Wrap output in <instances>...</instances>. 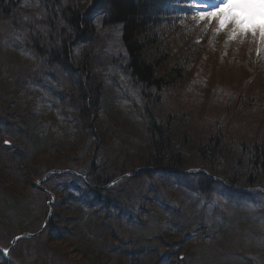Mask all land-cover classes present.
<instances>
[{"label": "rangeland", "instance_id": "374dc122", "mask_svg": "<svg viewBox=\"0 0 264 264\" xmlns=\"http://www.w3.org/2000/svg\"><path fill=\"white\" fill-rule=\"evenodd\" d=\"M211 1L213 8L221 6ZM247 2L246 9L225 3L235 16L224 13L227 22L219 31L215 17L199 20L198 11L208 7L178 10L161 22L171 61L163 70L177 65L183 75L153 91L129 83L120 30L100 26L99 18L92 23L97 31L92 82L60 69L41 76L28 34L41 33L45 39L39 44L47 46L52 37L44 27L57 0H2L0 132L7 125L17 131L0 133V164L8 160L5 141L23 158L18 165L11 160L0 175V246L10 248L8 264H264V187H256L262 194L241 195L212 182L200 190L203 178L244 182L254 165L264 173V164L253 162L254 151L264 149V0ZM72 3L91 7L90 0ZM234 17L244 20L245 31L236 29ZM77 55H71L73 61ZM112 60L125 66L122 71ZM28 72L41 79L25 83ZM96 87L105 97L98 108L92 106L90 131L77 107L92 101ZM17 121L25 133H19ZM155 123L171 153L180 154L185 169L197 175L147 166L152 153L147 135ZM94 165L95 175L106 168L101 184L87 175ZM51 170L70 172L48 179ZM103 199L108 201L95 205ZM10 230L13 236L5 238ZM23 233L29 236L17 239ZM0 264H6L2 255Z\"/></svg>", "mask_w": 264, "mask_h": 264}, {"label": "trees", "instance_id": "16d2710c", "mask_svg": "<svg viewBox=\"0 0 264 264\" xmlns=\"http://www.w3.org/2000/svg\"><path fill=\"white\" fill-rule=\"evenodd\" d=\"M94 1L98 4L103 3L105 7L104 10L106 15L103 17L101 25L106 28L111 26L118 27L120 30L119 34L121 46L125 51V56L128 59V67L130 69L129 73L126 72L129 74V83L132 86H136L141 83V86L153 91L161 90L163 87L167 88L169 85L176 84V80L180 79L183 75L182 70L179 69L177 65H174L167 70H163L164 65L171 61L166 57L167 55L169 56V54L164 49V44L162 42L163 34L160 32V24L161 22H165L166 19H164L163 15H161V9L158 3H163L164 1L166 2V0ZM57 2L58 5H55L56 13L54 15L52 14L53 16H50L52 18L49 23L45 24L46 29L44 27V33L48 36L50 34L52 37L46 39L45 42L47 43V46L45 48H41L40 44L32 42L29 44L40 55L42 54L41 56H47V63L69 68L73 64L71 58V55L73 56V52L69 45L77 40L78 44H82V52L77 59L78 64L81 66V74H84L85 81L91 83V72L94 74L92 71V64L90 63L91 58L93 59L91 53L93 54V51H95L93 50V47L96 46L97 31L95 27H93L92 22L89 21L90 17L86 14L83 7L79 8L78 6H75V4L72 3V0H57ZM0 3H2V0H0ZM60 21L63 27L61 29L59 28ZM160 33L161 35H159ZM35 39V42L40 41V38L38 37ZM75 48L76 46H74V51ZM47 49L48 51L44 54L42 50ZM152 50L154 51V54L150 55ZM187 57L188 56H185L184 60H186ZM74 59L76 60V58ZM114 66H117L119 70L125 67H120L116 64ZM88 74L90 77H88ZM88 82L85 85L88 86L89 89L90 85ZM98 87L101 88L102 86L98 85ZM98 87L95 88L94 93L91 92L93 96L90 100L92 101L83 102L82 104L79 103L77 107L78 118L80 120H84L85 128L90 131H93L92 126L96 116V113L92 111V106H96L98 108L101 101L105 97V92L101 93L102 91H100ZM82 97L87 100L88 92L84 91ZM5 121L9 124L13 123L12 120ZM15 125L20 127L19 133H25L24 128H21L19 121H17ZM7 126L4 127L6 133L17 131V128H12L10 125ZM153 128L154 131L152 132V135H147V139H149L152 149V153L149 152L150 155L148 156L149 161L147 166L153 168L169 167L174 170L187 168V165L180 154L171 153V146L168 144L166 136L162 133L163 129L161 126L155 123ZM1 135L0 138L2 139ZM11 147L12 146L4 147L8 160L6 164H0V175H5V172L9 168L7 165L11 163V160L17 165L19 162H23V158H20L19 153L17 152L18 149L13 150ZM254 152L255 155L253 157V162L257 164V166L259 163L264 164V149H261V152L256 150ZM201 154H203V156L206 154L205 157L208 156V153L205 152ZM256 169L257 168H255L254 165V174L246 176L244 182H240L239 179H236V177L227 178L226 181L229 184L238 187H264V173L260 168L258 170L259 172ZM96 170V165L88 168L87 175L90 178H93L94 182L101 184L104 177L107 176V172H105L106 168L103 169L102 176L95 175L94 171ZM209 183L210 182L206 181L205 184L202 183V185H207V187H209ZM202 190L204 191L205 188L202 187ZM99 194L102 193L99 192ZM3 197H7L6 191L3 193ZM58 227L59 223L56 222L54 229L56 230ZM9 233L13 236L11 230L7 233V235ZM59 241L62 242L63 240L60 239Z\"/></svg>", "mask_w": 264, "mask_h": 264}, {"label": "snow or ice", "instance_id": "6c2138e0", "mask_svg": "<svg viewBox=\"0 0 264 264\" xmlns=\"http://www.w3.org/2000/svg\"><path fill=\"white\" fill-rule=\"evenodd\" d=\"M196 2H197V0H194V4ZM222 3H227L229 7H239L242 9H246L249 7L247 0H222ZM208 7H211V5H209ZM197 14L199 16V20H201V21L205 20L206 17L207 18L215 17L219 21V28L217 29V31H219V29H223L225 27L226 22H227L225 19H221L222 15H223V7L222 6L212 8L211 11H198ZM232 23L236 26L237 30H239L241 32L245 31L242 28L244 21L234 17L232 19ZM261 36H262V38H264V30H261ZM17 239H19V237ZM0 251H4V250L0 249Z\"/></svg>", "mask_w": 264, "mask_h": 264}, {"label": "water", "instance_id": "95a60500", "mask_svg": "<svg viewBox=\"0 0 264 264\" xmlns=\"http://www.w3.org/2000/svg\"><path fill=\"white\" fill-rule=\"evenodd\" d=\"M229 188V187H228ZM232 190H238V189H232ZM252 190H254V191H262V190H260V189H252ZM29 235H27L26 237H28ZM22 237H25V236H22ZM31 237V236H30ZM17 241V239H15L14 241H13V243H11V248L14 246V244H15V242ZM0 249H2L1 247H0ZM4 251H0V253H2L4 256H5V260H6V262H7V264H8V253H9V251H10V248H7V249H3Z\"/></svg>", "mask_w": 264, "mask_h": 264}, {"label": "bare ground", "instance_id": "6f19581e", "mask_svg": "<svg viewBox=\"0 0 264 264\" xmlns=\"http://www.w3.org/2000/svg\"><path fill=\"white\" fill-rule=\"evenodd\" d=\"M10 14H11V13H10ZM24 29H26V27H25ZM57 172H61V171H58V170H57ZM48 176L51 177L52 175H51V174H48ZM5 235H6L5 238H9V236H7V233H5ZM9 239H10V238H9ZM5 249H7V248H5Z\"/></svg>", "mask_w": 264, "mask_h": 264}]
</instances>
